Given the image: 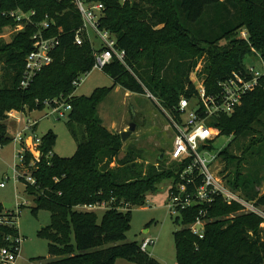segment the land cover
<instances>
[{
    "label": "trees",
    "instance_id": "obj_1",
    "mask_svg": "<svg viewBox=\"0 0 264 264\" xmlns=\"http://www.w3.org/2000/svg\"><path fill=\"white\" fill-rule=\"evenodd\" d=\"M105 7L100 26L111 32L117 48L126 52V65L114 59L103 73L113 80L111 88L97 89L90 97H77L74 82L94 68L93 47L89 41L77 46L74 35L82 25L71 0H0V33L14 30L15 20L4 13L18 8L35 11V25L18 32L10 44L0 43V64L6 73L0 78V149L13 142L6 121L12 112L43 111L46 102L56 99L70 104L68 129L77 143L73 157L54 152L57 136L50 131L41 138V161L36 162L32 186L24 178L25 192L34 197L32 213L50 212L51 224L39 235L49 242V258L38 264H116L122 259L133 264H161L137 242H128L132 209L146 204L148 195L164 181L179 182L186 167L143 166L134 147L123 155L121 135L109 132L99 117L98 108L116 87L136 95L151 94L156 108L179 116L182 97L197 94L190 74L198 61L207 57L200 76L208 94L218 92V83L240 69L247 56L264 62V0H89ZM49 17L47 37L59 36L60 45L52 64L44 68L27 89L20 87L26 58L33 50L37 26ZM247 32L248 39L241 37ZM225 42V44H222ZM180 58L184 60L180 62ZM189 62V64H188ZM161 108V109H160ZM264 113V83L247 94L231 115L222 114L210 124L219 137L254 138L256 125ZM37 128V127H36ZM255 146V138L240 151L243 156ZM230 146L218 158L239 161L233 191L242 189L247 200L264 207V194H250L251 181L241 182L243 158L231 156ZM213 149V148H212ZM35 160L25 155V164ZM162 161V160H161ZM115 164V166H112ZM201 183V178L197 180ZM106 203L100 218L97 212L80 211L79 206ZM26 206H21L25 208ZM20 208V209H21ZM126 209V210H125ZM208 223L203 239L187 228L201 210ZM183 229L173 233L177 264H264L263 220L235 202L222 197L202 208L194 206L175 217ZM22 240L17 214L0 205V251L20 250ZM19 253V252H18Z\"/></svg>",
    "mask_w": 264,
    "mask_h": 264
},
{
    "label": "rangeland",
    "instance_id": "obj_2",
    "mask_svg": "<svg viewBox=\"0 0 264 264\" xmlns=\"http://www.w3.org/2000/svg\"><path fill=\"white\" fill-rule=\"evenodd\" d=\"M17 33L15 30L4 29L0 33V43L10 44ZM91 37L94 45L98 48L100 46L99 41L93 33ZM222 44H225V42H222ZM206 58L205 56L200 59L190 74V79L196 87H199L200 83L203 84L207 77L206 75H199L206 65ZM257 59L247 56L245 62L255 64L257 68H262ZM183 60V58H180V62ZM5 73L4 65L0 64V78L3 79ZM112 86L113 80L111 78L105 75L103 71L94 69L89 75L83 77L75 95L77 97H90L95 90L111 88ZM157 102V99L148 98V95L127 94L121 87H116L99 106L98 114L104 127L113 134L121 135L123 132H128L130 124L136 123L135 132L124 142L122 157L125 156L128 147H134L139 156L137 160L139 164L143 166H166L168 169H174L177 165L173 164L166 156L172 148L174 126L171 123L170 114L161 108V110L156 108L155 103ZM51 113L52 110L46 108L43 111L27 112L22 117L24 122L29 119L38 121V126L34 132V136L37 138H42L52 131L57 136L54 152L60 157L71 158L76 152L77 143L68 129V119H59ZM135 115L136 118H134ZM172 118L177 122L180 121L179 116H172ZM182 119L187 121L188 115H182ZM6 124L9 136L13 137L18 129L17 123L9 118ZM256 128L260 133L254 137L255 146L246 152L244 157H242L243 152L240 149L243 145L248 146L254 138H240L233 142V138L221 136L214 143L212 155H218L221 150L230 146L231 156L238 159L243 158L241 182L251 181L253 190L250 194L259 193L261 195L264 194V113ZM20 149L21 147L14 142L0 149V184H5V188H0V205L11 204L9 210H13L17 214V226L22 242L16 264H38V262H32V260L49 258V242L41 237L39 232L50 226L51 214L45 210L33 214L34 197L25 192V184L14 180V167L19 164L17 153L21 151ZM39 153V151H34V156H40ZM163 154H165V157L161 161L160 157ZM238 163L237 159L225 160L220 157L213 163L212 170L218 178L230 187V183L235 182ZM112 166H115V164ZM171 186L172 181H164L159 185L156 192L148 195L144 206L132 209L131 229L126 235L128 242L139 244L146 238L155 240V245L148 248L147 254L161 264H177L173 233L183 229L181 222L175 224V217L170 214L167 208ZM241 190L235 191L242 192ZM242 194L244 193L242 192ZM21 206L26 207L21 208ZM78 210L86 211L80 208ZM96 212L101 218L103 211L97 210ZM262 229L264 230L263 227ZM116 264L133 263L119 259Z\"/></svg>",
    "mask_w": 264,
    "mask_h": 264
},
{
    "label": "built area",
    "instance_id": "obj_3",
    "mask_svg": "<svg viewBox=\"0 0 264 264\" xmlns=\"http://www.w3.org/2000/svg\"><path fill=\"white\" fill-rule=\"evenodd\" d=\"M130 1L132 0H121L122 3ZM71 3L82 20L81 27L75 32L74 43L77 46L84 45L86 41L91 43L95 58L93 70L103 71L114 59L126 65V52L118 49L115 36L100 26V20L105 11L104 5L89 0H71ZM4 16L15 20L17 25L14 30L17 32L23 31L27 26L35 25V11L26 12L18 8L4 13ZM51 24L49 17L46 16V20L37 26V31L33 36V50L26 58V67L20 83V87L23 89L29 88L36 76L54 60V53L60 45V39L59 36L47 37V31L51 29ZM92 33L100 43L98 48L94 45ZM241 37L247 40V32H241ZM255 58H258L257 61L261 63L262 68L245 62L240 69L219 81L218 92L214 94L207 93L204 83H200L199 87L195 86L197 89L195 97L190 99L182 97L179 101L177 112L180 121L177 122L168 114L175 132L172 148L166 156L172 163H177L179 166L187 164L180 173L179 182L169 189L167 208L172 216L178 217L183 211L194 206H202V208L209 206L219 196L228 203L240 204L245 213L259 216L263 220L262 227L264 228V207L258 206L255 201L247 200L242 192L233 191L212 170V165L218 158V155H212V148L219 138V133L210 124V121L222 114L231 115L234 113L236 108L241 106L247 94L263 85L264 62L260 57L256 56ZM83 77L77 79L73 83L74 86L78 87ZM148 98L154 97L148 94ZM46 106L52 110L51 114L56 115L59 119H68L72 111L70 104L58 99L46 102ZM182 115H188L187 121H183ZM9 118H15L13 112L9 114ZM37 126V120L29 119L24 123L23 128L13 136V142L21 147V151L17 153L19 164L14 167V180L20 181L21 178H24L32 186L36 185V179L31 172L36 166V162H40L42 157L40 153V156H34V151H39L38 148L41 144V138L34 136ZM27 152L32 153L35 159L29 165L25 164ZM200 178L201 183L198 184L197 180ZM0 188H5V184H0ZM79 208L88 212H96L108 209V205L103 203L79 206L77 209ZM207 223V211L202 209L196 220L187 228L193 235L203 239ZM19 242L21 243L22 240ZM155 243V240L146 238L140 244L141 250L147 252L148 248ZM19 254L18 248L14 250L2 249L0 264H16Z\"/></svg>",
    "mask_w": 264,
    "mask_h": 264
},
{
    "label": "water",
    "instance_id": "obj_4",
    "mask_svg": "<svg viewBox=\"0 0 264 264\" xmlns=\"http://www.w3.org/2000/svg\"><path fill=\"white\" fill-rule=\"evenodd\" d=\"M134 118H136V115H135ZM135 120H136V119H135ZM135 130H136V123L133 122V123H131L130 126H129V131H128V132H123V133L121 134L122 141H123V142L127 141V139L130 137V135H131L133 132H135ZM164 157H165V154H163V155L160 157V160H163ZM4 208H5V210H9V209L11 208V204H4Z\"/></svg>",
    "mask_w": 264,
    "mask_h": 264
},
{
    "label": "crops",
    "instance_id": "obj_5",
    "mask_svg": "<svg viewBox=\"0 0 264 264\" xmlns=\"http://www.w3.org/2000/svg\"><path fill=\"white\" fill-rule=\"evenodd\" d=\"M127 94H132V93L127 92ZM13 113H14V117L15 118H12V119L15 120V122L18 125V129L16 130V132H17V131H19V130H21L23 128L25 122H24L23 117L21 116V114H18V112H13Z\"/></svg>",
    "mask_w": 264,
    "mask_h": 264
}]
</instances>
